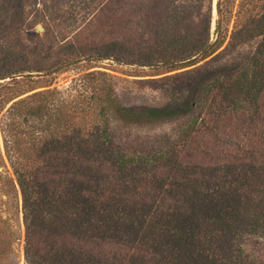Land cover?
Wrapping results in <instances>:
<instances>
[{
  "label": "trees",
  "instance_id": "16d2710c",
  "mask_svg": "<svg viewBox=\"0 0 264 264\" xmlns=\"http://www.w3.org/2000/svg\"><path fill=\"white\" fill-rule=\"evenodd\" d=\"M198 3L173 7L190 20L206 12L197 23L180 17L166 45L108 55L140 56L158 73L203 68L187 93L156 106L123 105L95 67L67 70L94 50L47 67V54L24 52L17 23L0 25V160L18 188L3 196L22 215L28 264H245L243 239H264V0H218L212 41L209 2ZM102 7L93 18L106 16ZM61 72L71 79L58 88ZM111 116L181 126L137 149L116 141Z\"/></svg>",
  "mask_w": 264,
  "mask_h": 264
},
{
  "label": "rangeland",
  "instance_id": "374dc122",
  "mask_svg": "<svg viewBox=\"0 0 264 264\" xmlns=\"http://www.w3.org/2000/svg\"><path fill=\"white\" fill-rule=\"evenodd\" d=\"M103 1L0 0V25H3V31H10L12 28L10 24L14 22L16 25L17 23L19 27L17 31L21 35L24 52L29 55L30 59L35 54L42 56L47 54L48 56H45L48 57L47 67H60L68 59L72 63V59L76 58L79 53L83 54L82 51H85L87 55L94 50L93 55L96 57L93 61L88 64L83 61L67 70L76 67L80 70H83V67H95L91 71L108 73L113 77L115 92L125 106H156L167 99L187 93L195 78L203 70L198 65V67L191 66L168 73L166 70H159L161 72L158 73L154 68L140 66L138 61L141 57L137 55L127 57L120 63L114 59L116 55L134 53L139 50L150 53L147 47L151 46L153 49L156 45H166L161 42V39L171 38L170 35H173L172 29H169L171 25L183 23L182 17L188 16L187 19L190 20V13L186 7L181 6L184 12L182 15L179 10L173 9L176 4L179 5L185 0H118L117 2L110 0L106 2L108 6L102 7ZM217 1L199 0L198 3V6L204 5L206 9L209 2L211 41L217 20ZM236 5L234 4L232 8L233 13L236 11ZM101 7L106 16L97 20L93 18V13L95 9ZM123 9L128 16L122 19L124 15L119 16L118 14H121ZM197 11L192 14L190 21L192 18L196 23L204 20L206 11L204 9ZM110 14L112 17L109 16ZM107 16L109 18H106ZM38 27H41L43 31H39ZM173 29L179 31L182 27ZM45 30L46 38L43 37ZM180 34L182 31L174 37L177 38ZM249 49H252V44L238 52L235 51L236 53L234 52L230 58L235 59L247 54ZM97 55L106 57H97ZM108 55H114V57H108ZM35 60L33 58L31 61ZM144 61L148 60L144 59ZM70 79L71 72H61L56 75L55 86L64 87ZM180 126L177 121L135 126L124 124L111 116L112 132L116 141L123 146L128 144L137 149H141V146L145 144L147 147H159V140L174 136ZM0 153L4 155L1 134ZM12 185L18 189L8 162L2 159L0 160V228L2 231L0 264H28L24 253L22 215L12 216L9 210L11 203L3 196ZM18 196L21 199L20 193ZM10 229L13 238L9 235ZM243 242L245 264H264V239L248 236L243 239Z\"/></svg>",
  "mask_w": 264,
  "mask_h": 264
},
{
  "label": "water",
  "instance_id": "95a60500",
  "mask_svg": "<svg viewBox=\"0 0 264 264\" xmlns=\"http://www.w3.org/2000/svg\"><path fill=\"white\" fill-rule=\"evenodd\" d=\"M218 2V1H217ZM217 2H216V4H217ZM38 29H39V31H43V29L41 28V27H38Z\"/></svg>",
  "mask_w": 264,
  "mask_h": 264
}]
</instances>
